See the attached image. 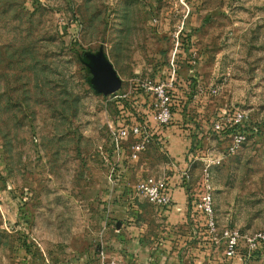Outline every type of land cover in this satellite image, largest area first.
<instances>
[{"label":"rangeland","instance_id":"rangeland-1","mask_svg":"<svg viewBox=\"0 0 264 264\" xmlns=\"http://www.w3.org/2000/svg\"><path fill=\"white\" fill-rule=\"evenodd\" d=\"M173 76V119L161 127L136 85ZM238 109L248 140L227 157L213 126ZM140 122L151 145L133 160L131 139L111 175L110 125ZM215 156L219 234L264 233V0H0V264H132L137 234L158 248L173 219L135 187L175 173L190 189L183 219L220 246L194 206ZM238 259L264 264V245Z\"/></svg>","mask_w":264,"mask_h":264},{"label":"built area","instance_id":"built-area-1","mask_svg":"<svg viewBox=\"0 0 264 264\" xmlns=\"http://www.w3.org/2000/svg\"><path fill=\"white\" fill-rule=\"evenodd\" d=\"M175 76L167 80H147L145 82H137V87L151 95L154 98L152 106L156 111V121L161 127L167 126L173 119L172 102L174 94ZM248 122L247 113L238 109L233 113H224L213 126L214 132L218 135L221 142L226 141L227 147L225 156H233L244 146L248 140V133L245 131V124ZM112 134V143L114 145L115 156L120 158L124 155V145L133 139L130 146V158L139 159L151 145L152 135L148 131L147 122L133 123L116 130L110 125ZM111 168V175L116 172L114 164L109 157H105ZM223 157L215 156L207 157L204 161V168L201 174V196L198 201L194 202L197 212L202 214L205 219L206 227L213 239L217 242L223 241L225 245L226 257L229 259H238L240 257L249 260L253 257L254 252L260 250L264 245V233L254 235H241L237 230L226 229L221 235L218 231L217 221L214 211L213 197V174L211 165H219L223 161ZM187 180L189 175L185 174ZM138 195H142L148 203L157 209H169L173 205V198L169 189V184L165 179L156 177H148L146 180L138 183L135 188ZM244 246L245 253L241 251ZM87 264H122L118 259L100 260Z\"/></svg>","mask_w":264,"mask_h":264},{"label":"crops","instance_id":"crops-1","mask_svg":"<svg viewBox=\"0 0 264 264\" xmlns=\"http://www.w3.org/2000/svg\"><path fill=\"white\" fill-rule=\"evenodd\" d=\"M145 104L146 102L143 103L140 109L148 113ZM169 139H172L169 141H173L174 144L176 138L169 137ZM110 160H112L113 163L115 162L116 164L124 163V161L120 160L115 155L110 157ZM120 169L122 171V169L124 168L120 167ZM116 177L118 176L116 175ZM176 178L177 176L175 173L173 175V179L171 180L173 184L168 183L173 198V205L169 209H167L168 213L171 211L173 216V219L171 220V228H169L166 234H164V239L161 241V244H158V248L154 247V249H150V247L147 248L146 244L142 243V239H140L138 233L137 238L135 237L132 242L133 251H127L129 253L128 259L132 260V264H154L155 261L159 264H241L240 259L232 260L226 257V249L223 243L220 246H216L210 240V243L207 245H204L203 243L201 244V237L196 230L197 226L193 224L192 221H190V223H187V219H183L182 215L183 211L187 208L189 203L188 195L190 193V189L184 187L181 183L178 184ZM174 180L175 182H173ZM117 183L119 185H122L117 190L118 195H123L126 183L123 181ZM117 201L118 202L113 207L114 210L112 212V215L109 214L108 219L114 220L112 222L118 228L119 226L117 221H120V218L117 216H119L120 214L122 215L121 212L125 208L123 203H119L120 199H118ZM183 224H187V227L185 228ZM181 227H183V229H187L188 233H184L183 230H179L181 229ZM116 232H118V234H121L122 230L118 229L116 230ZM114 240L115 239H113L112 241ZM121 244L122 243L118 244V248L120 247L119 250H123ZM93 262L90 261L89 263Z\"/></svg>","mask_w":264,"mask_h":264}]
</instances>
